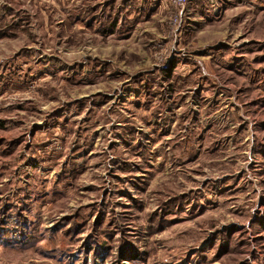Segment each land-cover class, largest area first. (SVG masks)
<instances>
[{"label":"rangeland","instance_id":"obj_1","mask_svg":"<svg viewBox=\"0 0 264 264\" xmlns=\"http://www.w3.org/2000/svg\"><path fill=\"white\" fill-rule=\"evenodd\" d=\"M0 264H264V0H0Z\"/></svg>","mask_w":264,"mask_h":264},{"label":"crops","instance_id":"obj_2","mask_svg":"<svg viewBox=\"0 0 264 264\" xmlns=\"http://www.w3.org/2000/svg\"><path fill=\"white\" fill-rule=\"evenodd\" d=\"M212 3L214 2V3H221L223 0H210ZM226 7L227 6H225L223 9L225 10L226 9ZM218 10H219V8H218ZM154 13H152V15H149V17L147 18V20L146 21H143V24L144 25H149L150 23H153V22H155V19H154V15H153ZM116 22L117 21H115L112 25L114 26L115 24H116ZM119 25V24H118ZM148 30H150V28L149 29H147V28H142L141 29V26L140 25H135L134 26V28H133V30L131 31V35L132 36H136V32L138 33V34H142V33H145V32H147ZM85 54H86V52H83L82 54H81V56H83V57H85ZM181 54H182V52H181ZM198 62H200V61H198ZM198 62H196L195 61V56L193 57V55H190V58L189 59H185V60H183L182 61V70H185V73L186 72H188L189 70H190V68L194 65V64H200V63H198ZM146 62L144 61V60H142L141 62L139 61L138 62V64L139 65H144Z\"/></svg>","mask_w":264,"mask_h":264},{"label":"built area","instance_id":"obj_3","mask_svg":"<svg viewBox=\"0 0 264 264\" xmlns=\"http://www.w3.org/2000/svg\"><path fill=\"white\" fill-rule=\"evenodd\" d=\"M177 6H182L186 0H173Z\"/></svg>","mask_w":264,"mask_h":264}]
</instances>
